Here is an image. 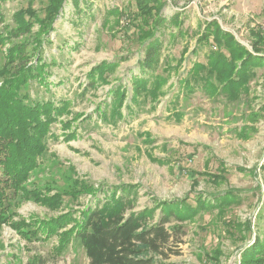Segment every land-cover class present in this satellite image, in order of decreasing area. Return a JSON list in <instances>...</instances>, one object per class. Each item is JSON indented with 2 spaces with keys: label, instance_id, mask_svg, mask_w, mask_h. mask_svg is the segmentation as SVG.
<instances>
[{
  "label": "rangeland",
  "instance_id": "374dc122",
  "mask_svg": "<svg viewBox=\"0 0 264 264\" xmlns=\"http://www.w3.org/2000/svg\"><path fill=\"white\" fill-rule=\"evenodd\" d=\"M45 1L0 0L5 23H12L13 13L30 4L42 12ZM163 1L161 16L166 20L157 29L164 45L162 59L168 56L175 65L188 47L183 62L172 71L166 94L155 108L148 103L132 115L124 108L126 118L115 125L98 117L96 106L110 101L109 90L119 83L126 86L130 97L131 75L140 73L138 61L144 54L135 26L136 1L88 0V5L81 4L82 12L74 10L71 0L66 1L43 46L45 60L56 62L50 68L49 84L34 81L29 90L33 97L70 99L71 110L83 114L73 120L71 129L59 121L53 124L57 138H49V150L32 178L52 179L61 188L77 176L95 184H139L137 210L155 207V199L186 198L196 206L200 193L213 201L214 195L236 191L241 202L230 205L224 215L215 208L198 213L191 221L179 222L174 217L167 221L170 230L175 222L183 224L181 230L172 231L177 240L172 245L174 252L167 249V258L148 255L157 260L154 264H240L241 251L257 236L264 239V67L257 69L250 92L240 99L223 95L211 99L201 89L181 94L177 107L184 108L181 120L166 107L173 103L170 100L178 91L179 80L193 62H205L209 49H216L215 44L197 41L206 24L216 21L252 51L254 32L264 36V0ZM177 14L182 23L172 20ZM36 29L37 25L32 31ZM29 36L33 34L21 37ZM4 51L0 46V69L6 63ZM116 59L121 62L109 75V83L84 90L93 66ZM70 118L69 114L61 117ZM71 131L76 135L66 137ZM88 199L81 196L69 201L65 197L66 203L58 210L25 201L16 209L15 219L57 215ZM155 211L161 213L160 207ZM249 220L251 231L239 227ZM55 242V237L27 242L9 225H0V264H35V256L44 258L45 264H89L82 250L54 255Z\"/></svg>",
  "mask_w": 264,
  "mask_h": 264
},
{
  "label": "trees",
  "instance_id": "16d2710c",
  "mask_svg": "<svg viewBox=\"0 0 264 264\" xmlns=\"http://www.w3.org/2000/svg\"><path fill=\"white\" fill-rule=\"evenodd\" d=\"M66 1L46 0L42 12L30 4L13 13L12 23H5L0 8V46L5 47L6 59L0 69V225H9L27 242L55 237L52 253L56 256L69 250H82L89 264H154L157 260L148 254L167 258L166 250L174 252L172 245L177 241L172 231L183 227V224L175 222L170 230L165 225L167 221L173 217L179 222L191 221L198 213L215 208L218 214L224 215L230 205L239 204L241 199L236 191L230 190L214 195L213 201L200 193L196 206L186 198L155 199V207L144 206L137 210L139 184H95L77 176L61 188L52 179L32 178L49 150V138H57L52 131L53 124L59 121L71 129L73 120L83 114L71 110L70 99L33 97L29 90L34 81L49 84L50 68L56 62L45 60L43 46L48 42L57 17L63 13ZM135 1L137 38L143 45L144 54L138 61L140 73L131 75L130 97L126 86L119 83L109 90L110 101L96 106L98 117L114 125L126 118L124 108L127 115H132L148 103L156 107L159 98L166 94L165 85L172 71L179 69L188 49H183L175 65L168 56L162 59L164 45L157 29L166 20L161 16L165 1ZM71 3L77 12L83 11L81 4H89L88 0H71ZM172 20L182 23L179 14ZM36 25L37 29L32 31ZM29 33L33 36L21 37ZM254 37L251 51L223 30L219 23L209 21L197 41L215 44L216 49H209L205 62H193L187 75L179 80L178 91L170 100L173 103H167V111L181 120L184 108L177 109L181 94L190 95L198 89L211 99L223 95L229 100H237L242 94H248L251 80L258 75L257 69L264 67V36L254 32ZM198 48V44L193 48L194 55ZM35 56L36 61H33ZM120 62L118 59L103 60L93 66L88 72L84 90L97 89L99 83H109V75L114 73ZM47 89L50 90L49 87ZM65 114L71 118L61 119ZM75 135L76 131H71L66 137ZM81 196L89 199L78 201V207H67L57 215L15 219L16 209L25 201L32 200L58 210L66 203L65 197H69V201H77ZM156 207H160L161 213L155 211ZM239 227L251 231L250 220ZM241 253L240 264H264V239L257 236ZM33 260L35 264H45V259L39 256Z\"/></svg>",
  "mask_w": 264,
  "mask_h": 264
}]
</instances>
